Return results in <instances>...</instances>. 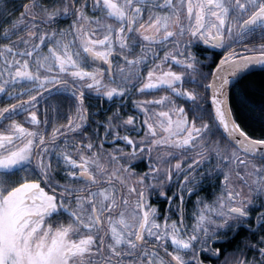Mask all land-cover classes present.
I'll return each mask as SVG.
<instances>
[{
  "label": "snow or ice",
  "instance_id": "obj_1",
  "mask_svg": "<svg viewBox=\"0 0 264 264\" xmlns=\"http://www.w3.org/2000/svg\"><path fill=\"white\" fill-rule=\"evenodd\" d=\"M200 43L225 50L207 72ZM256 65L264 0H0V264H264V136L230 102ZM161 91L139 123L90 119L89 97Z\"/></svg>",
  "mask_w": 264,
  "mask_h": 264
},
{
  "label": "trees",
  "instance_id": "obj_2",
  "mask_svg": "<svg viewBox=\"0 0 264 264\" xmlns=\"http://www.w3.org/2000/svg\"><path fill=\"white\" fill-rule=\"evenodd\" d=\"M27 2V0H25ZM16 3H20V0H16ZM91 14V13H89ZM60 27H64V24H61ZM199 58L203 60H210L211 62L208 63L204 61L206 65L209 67L204 68V71H209L210 68H214L217 59H209L203 58L200 56ZM166 93L161 91L154 93L153 95H129L124 98L123 101L115 100L109 101L106 98H95L89 97L87 104L90 105L89 113L90 119L96 120H104L106 115H111L113 111H116L119 108L123 117H127L128 115H134L137 118V122L139 123L143 117L134 110L133 101L135 100H147L153 99L154 97H158L161 95H165ZM230 102L233 109V114L235 115L237 122L241 124V127L244 128L245 131L249 133V135L253 137H261L264 136V70L255 71L244 76L231 90L230 92ZM177 103H182L181 101H177ZM187 107V105H185ZM99 111V115L92 116L91 114L96 113ZM95 127V125H93ZM89 134H91V129H88ZM101 134H103V129L101 128ZM129 134L132 135L134 138L136 136L135 133L128 132L126 133L124 130H121V135ZM142 134V133H141ZM218 136L212 137L213 140L218 139ZM118 147H124L123 144L116 145ZM113 145L108 143L105 144V148H112ZM126 151L130 149H125ZM191 161H189L190 163ZM214 163V161H213ZM137 171L146 170V163L142 162L136 165ZM203 170V169H201ZM209 184L211 190H208L206 185ZM217 190L216 182L209 181L205 179L202 184L200 185V191L198 192L200 196H211V200L213 199L212 193L213 191ZM231 235V234H230ZM249 236L248 231L245 229H241L239 233L230 240L229 242V250L234 249L239 242L244 238ZM258 239V236L252 235L251 242L255 243ZM225 248H222V251ZM228 249V248H227ZM255 253L251 250L248 251V258L251 259Z\"/></svg>",
  "mask_w": 264,
  "mask_h": 264
},
{
  "label": "flooded vegetation",
  "instance_id": "obj_3",
  "mask_svg": "<svg viewBox=\"0 0 264 264\" xmlns=\"http://www.w3.org/2000/svg\"><path fill=\"white\" fill-rule=\"evenodd\" d=\"M66 23L67 22L64 23V26H66ZM256 43H260V41H256ZM193 51L196 52V54L198 55V57L203 56V58H206L207 57L209 59L215 58V59H217V62L216 63H218L219 62V59L224 55V51L225 50L217 49V48H212L209 45H204V44L200 43L198 46H196V47L193 48ZM160 54L163 55V52H161ZM201 60L202 61H206L208 63L211 62L208 59H206V60L201 59ZM25 87H27V85H25ZM24 99H27V97H24ZM116 100L118 101V99H116ZM87 101H88V99L86 100V103H87ZM8 102L9 101H7L6 97H4L3 94H0V107L6 106V103H8ZM44 106L45 105H44L43 101H41V103L38 105V108H40L42 110V108ZM17 119H21V118L20 117H17ZM65 122L66 121H64V120H61L60 121V123H65ZM49 132H50V129H49ZM88 133H89V131H88ZM206 187H207L208 190H211V188H210L211 186L209 184H207ZM175 190H176L175 187H172L171 189H169V188H165L164 189V191L167 192L168 195H171L172 192L175 191ZM198 196H200L198 192L195 195H191V196L186 195L185 196V200H186V204H185V209H186V222H187L188 225H191L192 222H193L192 219H191V212L195 208V204H196V201H197ZM203 197H205L207 200L211 201V196H203ZM151 202L155 206H157V208L159 209V211L161 213L160 220L162 221L163 220V215L165 214L166 209L168 208L167 201L163 197H160L159 199L153 198ZM172 219H177V217H176L175 214H172ZM213 246L214 247H220L221 249L222 248H228V249L230 248L229 247L230 246L229 243H226V244L217 243V244H215ZM201 259H204L205 260V264H216V261L215 260L208 259L206 257V254H204V253H201ZM221 259H223V257Z\"/></svg>",
  "mask_w": 264,
  "mask_h": 264
},
{
  "label": "water",
  "instance_id": "obj_4",
  "mask_svg": "<svg viewBox=\"0 0 264 264\" xmlns=\"http://www.w3.org/2000/svg\"><path fill=\"white\" fill-rule=\"evenodd\" d=\"M261 70H264V66L256 65L253 68H251L250 70H247L246 72L240 74V76H238L237 78L234 79L231 90L244 76H246L250 73H253L255 71H261Z\"/></svg>",
  "mask_w": 264,
  "mask_h": 264
}]
</instances>
